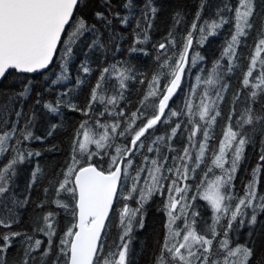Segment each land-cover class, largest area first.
Returning a JSON list of instances; mask_svg holds the SVG:
<instances>
[{"label": "trees", "instance_id": "1", "mask_svg": "<svg viewBox=\"0 0 264 264\" xmlns=\"http://www.w3.org/2000/svg\"><path fill=\"white\" fill-rule=\"evenodd\" d=\"M87 3L88 7L83 8L82 11L76 12L75 15L83 16L88 24L96 25L100 30L101 40L104 46L103 48L92 47L91 41L93 34L88 32L84 33L73 45V55L69 59L67 65L69 68L68 75L71 78L70 84L73 89H71L68 96L63 98L64 103L62 104V112H60L59 108L58 113L54 115L58 116L59 119H47V124L44 123L45 119H34V126L31 127L33 138L28 140L24 139L22 133L25 131V124L29 120L31 111L35 105L37 93H43L44 100L55 101L61 93L67 92L60 90L61 87L63 88L66 85L60 84V82H64V80H60L58 82L59 84L57 83L53 88H49V84L57 79L61 71L60 66L62 63L61 55L63 52V44L60 46L54 66L46 73L32 76L18 74L12 71V74L0 84V93H2L0 94V106L8 103V95H15V93L22 91L25 87L30 88V97L28 99L18 97L16 102L11 104L8 108L0 107V132H12L13 124L16 125L14 133L7 141V151H5L0 158V171L15 158L16 151H14V149H18L19 152L22 153L24 151L23 154L25 155V160H27V164L24 163L20 165L23 166L20 167V170L24 169V171L20 172L16 177L15 183L17 187L10 188V191H14L15 194L9 191L5 197L0 198L1 209H3L0 218L6 220V218L9 217L10 220L15 219L17 221L13 223L10 228L0 227V236L9 231L22 233L21 236L16 237L12 241V246L7 250V253L0 255V259L5 260L6 264H22L24 248L27 246L26 236L23 234L26 233L28 236H32L34 225L39 224V226H43V220L41 219L43 215L49 212L56 214L54 218V227L57 232V226L61 225V220H65L64 227L66 229L68 228L66 224L69 222H71V224L76 222L70 212H66L65 209L57 207L53 201L57 198H64V201L66 200V193H62L60 197H55V188L58 186V182L63 180V172L66 171L67 165L69 164L68 161L71 163L73 154L72 143L79 125L87 121L88 128L93 130V133L96 134L104 131L103 128L96 127V121L98 119L102 124L109 125L119 119L120 127L117 129V133L124 131L129 117L140 108V102L148 93L149 83L152 80L153 73L156 74L158 71L167 73L168 69L160 68V65L165 61H170L173 64L179 62V56L183 51L184 43L189 32L192 33L193 40L189 65L183 76L180 88L177 89L176 93L169 101V109L176 111L177 115L171 116L167 109L166 116L168 121L164 122L165 118H162V122L158 124L156 128L149 130L145 137L141 138L144 144L143 147H136L137 149L131 152L130 155L127 153L125 154L123 167L128 164V160L132 161V165L128 167L129 183L125 185V188H123L120 193H122L123 196L131 195L128 199H123L120 195L118 196L111 221L109 222L108 229L103 239L105 253L109 250L114 251L115 245L120 243L119 237L122 235L120 213L124 206H128L132 209H140L133 221L129 252L130 264H157V259L161 255V248L165 240L166 224L168 222L165 209L168 198L167 189L171 186L172 180L177 179L178 174L174 176V169L182 165L181 160H173L184 155V153H182L184 148L190 150L193 148V145L189 143V136L194 126L200 125V120L198 118L200 108L198 106L201 103V98L204 97L206 92L209 94L208 90H210V94L214 95L215 99H217V90L224 87L225 90L221 92L223 99H217L216 105L213 106L212 114L214 115L215 111L218 110L220 115L216 117V124H212L208 129L210 139L205 141L202 131L197 132L196 136L193 138L195 146H199L200 142H202L205 143L207 147L202 159L199 161V167L196 168L195 172L192 173L191 177L186 181V185L191 186V191L186 193L189 198L188 203L194 204V207L199 213L196 217L197 230L202 234L208 231V226L213 222L212 217L214 213L207 202L203 199H199L200 193L197 191V187L200 186L201 188V181H205L209 174V168L215 169L216 175L222 174L221 169L213 164L214 155L219 154V146L224 140V133L227 131L228 127L232 125L234 126V130H239L235 128L236 122L240 119V115L245 107L252 104V99L249 95L252 89L250 87L246 88L243 85V79L248 72L252 57L255 56L257 29L260 27V18L264 15V0H256L255 26L247 36L241 38V43L237 47L236 55L231 61L224 53L227 48V43L231 40V36L234 33V9L237 6L238 0H205L206 6L203 11H201L200 20H196V13L200 10L199 4L201 0H151L152 5L156 7L158 11L155 16H152L149 10L148 22H150L151 27L148 29V40L140 44H134L133 29L136 28L137 21H142L145 4L148 3V0H131L132 7L130 9L123 7V4L128 3V0H111L112 11L120 12L121 16H129V23L127 26H122L118 20L113 19L112 25L108 28L103 27L100 22L96 21L94 18L95 11H106V6H101L102 0H87ZM226 3L232 6L233 11H223L221 15L229 22L217 29L215 35H209L206 40H202L198 30L199 27L207 28L205 21H207L208 24H211L213 20L218 21L219 18L216 15L217 10ZM177 12L181 13L182 19L176 17ZM178 19L179 23L176 22ZM146 23L147 22L141 23V29L145 27ZM193 23L198 25L197 30L192 29L191 25ZM137 31H140V29ZM169 33H171V37ZM66 39L67 37L65 35L63 41ZM169 40L174 41V43H169ZM160 43L166 45L165 49H158ZM132 47L141 49V51L132 52L130 51ZM199 52L200 56L193 65L191 62L192 58L196 57V54ZM157 56H159V59H157ZM260 59H264V52H261L260 57H257L258 63L253 72V76L249 78L250 81H252L250 83L257 82V78L261 71L259 65ZM82 62H85L87 66L92 69L90 74L83 73L80 68ZM113 66H116L118 70L128 69V75L133 77L125 82L127 88L124 90V98L118 102V105L114 109L115 113L123 110L124 115L116 117L114 114L110 115L106 112L104 114L105 117L104 115L99 116V112L103 110L100 106H103L94 104L93 111L86 117L80 110L87 109L91 90L97 83L100 77L98 75H101L104 68H109L110 72L105 76L103 93L107 91L106 95L111 96L119 90V81L116 79L118 73L112 71ZM229 68H231V70H229ZM213 76L218 78L219 82L215 85L206 84L205 80ZM168 79H170V76L163 75L161 77L159 84L161 92H163ZM77 80H81L82 83L77 85ZM141 81H143V83H141ZM238 86L242 87L239 88ZM237 96H239V99H236ZM241 98L246 101H241ZM186 100L192 105L191 113H189L188 108L185 106ZM241 102H244V104ZM120 103L122 105H120ZM95 105L97 107H95ZM40 107L41 106H39V108ZM72 107H75L77 110L72 111ZM252 107L257 116L264 115V94L258 96L257 101L252 104ZM21 108L23 109V115L17 122L15 112L20 111ZM35 108L37 114L38 105H35ZM109 108L112 109V106H109ZM150 112L151 109H149V113ZM230 116L231 120H229ZM190 120L192 121L191 123L189 122ZM201 122L204 124L203 121ZM140 123L141 119H137L136 124L139 125ZM52 124L57 125V128L53 134L49 136L47 135V131ZM177 124H179L180 127L177 129L174 145H169L166 142L164 146L168 148V153L166 152V154L157 157L155 149H162V147L157 143H153V141L161 136L165 137V139H171L172 129L175 128ZM253 127L257 129L255 133H253ZM261 127H264V122H258L254 126H245L243 128V132L247 133L252 138V142L245 146L243 159L235 173V180L232 182L233 186L230 189V192L238 198L245 195V186L251 180L253 169L258 165H261V173L257 177L256 193L258 198L264 196V161L260 160L262 137L258 131ZM207 128L208 126H205L204 130H207ZM113 135L114 139L111 142L112 146L107 149L108 155L94 156L95 158L92 157V162H97L100 165L103 164L102 166L105 170L109 167V165H107L109 164V156L116 154L114 147L126 145L130 149L131 139L133 138L127 134L125 136ZM35 137H40L41 139H36ZM96 138H98V135ZM139 143L140 142H138V145ZM32 145H36L38 149ZM148 147L153 148L151 153L148 151ZM26 148L32 153L39 152L40 155L28 157L27 153L29 150ZM93 150H95V147H93ZM171 154L173 155L170 156ZM145 157H147V160H145ZM164 157L167 158L166 161ZM153 159L158 160L159 164L162 165V175L167 177V179L161 182L164 189L163 194H154L148 204L143 208L138 203L140 199L139 190L144 187L143 180L148 176V169L154 167L151 164ZM226 160L228 163H225L224 166L228 168L231 161V151H228ZM30 161L32 162L31 166H29ZM189 165H191V163ZM168 167L172 169V172L167 171V169H169ZM37 168L40 169V172L37 173V177L34 181L33 175L31 178L30 175L36 172ZM139 168H143L144 171L140 173V179L139 182H137V191L132 192L130 184H133V182L130 183V181L132 177L137 175V170ZM49 181L53 183L50 185ZM21 187L24 189V194L16 195L20 193ZM45 188L49 189L47 197H45ZM193 196L197 197L195 201L191 199ZM10 198L15 202V206L17 207L15 215L12 209L7 212V205L8 201L10 202ZM41 202H43V207H38ZM227 203H230L234 208L238 203V199H233ZM253 203L257 204L260 203V201L257 199L253 201ZM18 205L20 209L22 207V210L25 205V210H20L19 212ZM72 205H74L73 201ZM244 211L247 215L244 217H237V220L233 222L232 229L228 231L227 237H225L224 232L227 230L230 213L220 221L219 225H217V235L213 239L211 260H219L222 262L227 254V250L221 248L220 242L227 239L230 248H235L238 245H246L253 250L252 257L248 261V264H264V228L260 226V222H264V212L257 214L258 224L251 225L249 221L252 209L247 208L244 209ZM19 213L21 217H18ZM204 219L208 220L203 223ZM241 219L244 220L243 225L240 224ZM140 222L143 223V227H140ZM179 225H184L183 218L180 219ZM56 237L57 234L52 238L53 247L51 256L47 258L46 264H52L53 259L57 256L58 249L56 246L59 245V242L58 244L54 243ZM209 238H212L210 234ZM47 241L48 237L46 236L43 240V247L41 246L40 250L32 253V257H35V259L30 258L29 264H41V252L46 248ZM2 243L3 240L0 239V244ZM164 255L167 259V253ZM62 260L63 259H61V261ZM168 264H172L171 260H168Z\"/></svg>", "mask_w": 264, "mask_h": 264}, {"label": "snow or ice", "instance_id": "2", "mask_svg": "<svg viewBox=\"0 0 264 264\" xmlns=\"http://www.w3.org/2000/svg\"><path fill=\"white\" fill-rule=\"evenodd\" d=\"M102 7L106 6V11H95L94 18L100 24L108 28L112 25L113 19L118 20L122 26H127L129 23V16H121L120 12L112 11L111 0H102ZM205 0H201L199 4V11L196 13V20L201 19V11L205 8ZM87 0H0V80L6 79L12 73L10 70H14L17 73H37L41 70L47 69L53 62V57L56 55L58 45L63 44V52L61 55V71L56 80L49 84V88H53L60 80L68 79V62L73 55V45L77 40L84 35V33H92L91 46L94 48H103V42L101 40L100 30L95 24H88L83 16L74 15L78 11H82L83 8H87ZM124 8L130 9L132 7L131 0L128 3L123 4ZM256 0H238L237 6L234 9L235 23L234 33L231 36V40L227 43L224 55L229 57V60L236 55L238 45L241 43V38L249 34L254 28V19L256 13ZM149 10L152 16H155L158 9L154 7L151 0L145 4V10L143 12L142 21H137L136 28L133 29L134 44H140L148 40V29L151 27L148 22ZM233 11V8L229 4H224L217 10V20H213L211 24L205 27H199L201 39L206 40L209 35H215L216 30L222 27L229 21L225 19L221 12ZM107 12V14H106ZM176 17L182 19L180 12L176 13ZM260 27L257 29V43L255 45V56L251 59L248 72L243 79V85L252 90L249 95L252 99V104L257 101L258 96L264 94V59L259 60L261 71L257 78V82L250 83V79L253 76V72L257 66V57H260L261 52H264V15L260 18ZM147 22L145 27L141 29V23ZM179 23V19L176 21ZM193 30H197L198 25L193 23L191 25ZM140 29V31H137ZM62 35H66L67 39L62 41ZM171 37V33H169ZM169 43L174 41L169 40ZM192 44V33L189 32L184 43L183 51L180 53L179 62L171 63L165 61L160 65L161 69H168L167 73L158 72L153 75L151 82L149 83V91L140 102V108L131 114L125 129L122 132L117 133V129L120 127L119 119H117L111 125L102 124L100 120L96 121L97 128H103L102 133H93V130L88 128L87 121L82 122L77 129L76 136L72 143V157L71 163L67 165L66 171L63 172V180L58 182V187L55 188L56 197H60L62 193H66L74 205L56 199L53 201L57 207L65 209L66 212H70L73 219L76 221L72 223L70 227L64 233V236L60 238L59 245H57V256L53 259L52 264H130L129 252L131 233L133 229V219L140 209H130L128 206H124L120 213V224L122 226V235L119 237L120 243L115 245V250H109L107 253L104 251V244L102 240V232L105 229V221L108 219L109 212L113 208L114 200L118 197V194L123 199L130 198L129 196H123L118 192L122 179L129 178V173L126 169L121 168V163L125 158V154H131L132 149H129L126 145H119L115 147V155L109 156V167L105 170L104 167L98 163L92 162V157L108 155L107 149L112 146V140L114 135L132 136L131 145L132 148L143 147L142 137H145L146 133L150 129H153L158 123L167 122L166 109L169 110L171 116H176L177 112L169 109V101L180 88L182 77L185 71V63L188 59V49ZM166 45L160 43L158 49H165ZM132 52L141 51L136 47L130 49ZM199 58V53L196 57L192 58V64L196 63ZM159 59V56H157ZM81 70L85 74H90L91 69L85 62L80 65ZM231 70V68H229ZM113 72H117L116 79L119 81V90L113 95L107 96L103 94V87L106 74H109L110 69L104 68L97 83L93 87L90 93V99L87 104V109H81L83 115L87 116L93 110V105L98 104L103 106V110L99 112V116H103L106 112L110 115L120 117L124 115V111L120 110L118 113L114 112L118 102L124 98V90H126V81L132 79L128 75V69L118 70L116 66L112 68ZM163 75L170 76L167 83L164 86L163 92L160 91L159 84ZM219 82L215 76L209 77L205 80L208 85H215ZM82 83L81 80H77V85ZM143 83V81H141ZM224 87H221L216 92V97L222 100L221 92L224 91ZM2 94V93H0ZM67 95V92L61 93L55 101L45 102L43 93H37L35 105L41 106L47 110L50 114L55 115L59 111V107L64 103L63 97ZM28 99L30 97V88L25 87L22 91L15 93V95H8V103L0 107L8 108L11 104L16 102L17 98ZM155 98V99H151ZM206 99H210L211 103H205ZM217 99H211L206 92L204 97L201 98V103L198 106L199 120L204 122V125H195L189 136V143L195 146L193 138L198 131L203 132V138L205 141L210 139L209 132L203 130L205 126L210 127L215 123L216 117L220 115L217 110L213 115V106L216 105ZM239 99V96L236 97ZM252 104L245 107L240 115V119L237 120L234 130V126L230 125L227 131L224 133V140L220 143L219 154L214 155L213 164L221 169V175H217L214 180L201 181V185H206L201 191L200 186L197 187V191L200 193L199 199L205 200L211 207L214 215L212 217V224L208 226L206 233H201L196 228V217L199 213L195 210L192 204L188 203V197L186 193L191 191L190 185L180 187L177 184V180H188L196 168L199 167V161L202 159L207 145L205 143L199 144V153L193 159L190 155L189 149L184 148L182 157L179 159L182 161V165L175 169L177 179L172 180V184L167 189L168 198L165 204L166 214L168 216V222L166 224V236L161 248V255L157 259V264H168V260H171L172 264H248V261L252 257L253 250L246 245H238L235 248H230L227 239L220 242L221 248L227 250L226 256L222 262L219 260H211L213 239L217 235V225L220 221L228 216L230 217L227 223V230L224 232L227 237L228 231L232 229L233 222L237 220V217H244L247 213L244 209L251 208L252 213L249 223L251 225H257V214L264 212V196L257 197L256 186L257 177L261 173V165H258L252 171L251 180L245 186V195L243 197H237L230 192L232 188V182L235 180V173L237 172L240 162L243 159V153L245 146L252 142V138L243 132L245 126H254L258 122H264V115L257 116L254 113ZM35 105L31 111L29 120L25 124V131L22 133L24 139H32L33 133L31 127L34 126V118L36 116ZM112 106V109L109 108ZM185 106L188 108L189 113L192 111V105L189 101H185ZM149 109L151 112L149 113ZM75 107H72V111H76ZM17 122L23 115V109L16 111ZM141 119L139 125L136 124V120ZM231 120V116L229 117ZM192 122L191 120L189 121ZM16 125L13 124L12 132H5L0 134V155H3L7 151V141L14 133ZM179 124L172 129L171 136L176 135ZM57 125L52 124L47 135H52L56 130ZM257 129L253 127V133ZM259 133L261 139V155L260 160L264 161V127H261ZM98 135V138H96ZM82 137V139L80 138ZM40 139V137H35ZM171 138V137H169ZM164 137H157L153 143L163 141ZM138 142L139 145H138ZM94 145L95 150H92L89 146ZM18 153L16 158H13L10 163L0 171V198L6 196L9 192L8 180L6 174L9 170L13 169V165L18 162H23L25 155L20 153L18 149H14ZM148 151L152 152L153 148L148 147ZM159 154V149L156 150ZM228 151H231L230 166L225 168V163H228L226 156ZM40 155L39 152H28L27 156ZM166 161V157H164ZM147 160V157H145ZM192 161L189 165L188 161ZM128 167H131L132 162L128 160ZM151 164L153 168L148 169V177L144 181V187L139 190L140 199L138 203L143 207L152 195L156 193L163 194L162 180L167 177L162 175V165L158 160L153 159ZM143 168L137 170V175L132 177L133 187L132 192H136V183L139 182L140 173L143 172ZM168 172H172V169H167ZM212 171L211 168L208 169ZM40 169L37 168L33 173V179L35 181L37 173ZM14 174V171H13ZM50 185L53 183L49 181ZM71 185V186H70ZM223 190V191H222ZM45 197H47L48 188H45ZM179 197V199L177 198ZM193 201L197 197H191ZM238 199V203L233 208L228 201ZM259 199L260 203L254 204L253 201ZM181 201L184 203L181 204ZM179 205V208H178ZM38 207H43L41 202ZM179 211L180 215H176ZM55 215L52 212L43 215V227L37 224L36 230L44 233L48 237L47 246L41 252V264H46L47 258L51 256L53 247V237L56 235V229L54 227ZM183 218L184 227H175V222L178 219ZM15 219L10 222L3 218H0V227L10 228L13 223H16ZM240 224H244V220H240ZM261 228H264V222H260ZM140 227H143V223L140 222ZM209 234L212 238H209ZM19 232H8L0 236L3 243L0 244V255L6 254L7 250L12 246V241L21 236ZM27 246L24 248V258L22 264H29V259H35L32 257V253L41 249L43 241L28 236L26 233ZM251 235V233H250ZM167 253V259L165 258ZM61 258L63 260L61 261ZM0 264H6L5 260L0 259Z\"/></svg>", "mask_w": 264, "mask_h": 264}, {"label": "rangeland", "instance_id": "3", "mask_svg": "<svg viewBox=\"0 0 264 264\" xmlns=\"http://www.w3.org/2000/svg\"><path fill=\"white\" fill-rule=\"evenodd\" d=\"M68 68V67H67ZM186 70H187V67H186V69H185V71H184V75H185V73H186ZM68 73H69V68H68ZM68 73H67V75H68ZM183 75V76H184ZM182 79H183V77H182ZM71 80V78H70V76L68 75V79H66V80H64V82H60V84H66L63 88L61 87L60 88V90L61 91H67V95L66 96H68L69 95V93L71 92V89H73V87L71 86V84H70V81ZM62 81V80H61ZM181 83H182V81H181ZM59 84V83H58ZM68 84V85H67ZM56 85V84H55ZM208 92H209V97L211 98V99H215V96L214 95H212V94H210V90H208ZM103 94H107V92H105V93H103ZM66 96H64V97H66ZM63 97V98H64ZM45 102H52V100L51 101H48V100H44ZM205 103H211V100L210 99H206L205 100ZM100 106V105H99ZM216 107V106H215ZM60 112H62V108H63V106L61 105L60 107ZM100 108L101 109H103V107H101L100 106ZM167 110V109H166ZM38 113L36 114V116H35V118L34 119H45V122L44 123H48V120L47 119H59V117L58 116H54V115H52V114H50L47 110H45V109H43L42 107H40L39 108V105H38V111H37ZM199 115V114H198ZM199 118V117H198ZM168 121V120H167ZM216 122H217V119H216V121H215V123H214V125L216 124ZM158 124H160V123H158ZM158 124L154 127V128H156L157 126H158ZM200 125H204L201 121H200ZM153 128V129H154ZM208 129H209V127L207 128V131H208ZM151 130V129H150ZM204 130V129H203ZM199 132V131H198ZM0 134H3V133H1L0 132ZM42 136V135H41ZM166 138H168V137H166ZM82 139V138H81ZM174 139H175V136L174 137H172L171 139H165V137H164V140L163 141H160V142H157V144H159L161 147H162V149H159V154L157 153V151H156V149H155V154H156V156L157 157H159V156H162V155H164V154H166V152L168 151V148H166L164 145L166 144V142L169 144V145H174ZM200 143H202V142H200ZM195 144V143H194ZM92 150H93V147H95L94 145H90L89 146ZM164 147H165V149H164ZM130 149H132V151L131 152H134V150L135 149H137V148H132V145H130ZM189 152H190V155L193 157V159H195V157L198 155V153H199V146H193V148H191V150L189 149ZM20 153H22V152H20ZM23 153H24V151H23ZM17 155H18V153L16 152V154H15V158L17 157ZM1 156L2 155H0V158H1ZM167 156V155H166ZM178 159L179 158H177V159H175V160H173V161H178ZM180 160V159H179ZM24 163H26L27 164V160H23V162H18L17 164H15V165H13V169L12 170H9V172L6 174V178H7V180H9V178H10V180L11 179H13L14 177H15V175H16V177L18 176V174L20 173V172H22V171H24V169H22V170H20V167H23V166H20L21 164H24ZM31 161L29 162V166H31ZM188 163L190 164H192V161L190 160V161H188ZM124 169H126L127 170V172H128V170H129V168H128V164L127 165H125L124 166ZM13 171H14V173L15 174H13ZM16 171H18V173L16 172ZM30 171H31V169H30ZM32 173V172H31ZM220 173V172H219ZM175 174L177 175V173H176V171H175V169H174V176H175ZM12 175V176H11ZM32 175H33V173L31 174V176L30 177H32ZM217 175H216V173H215V169H212V171L211 172H209V174H208V176L206 177V179H205V181H211V180H214L215 179V177H216ZM15 177V178H16ZM14 178V179H15ZM12 180V181H8L9 183H8V186L10 187V188H16L17 186H16V180ZM146 179H149V182H150V178L147 176L143 181H145ZM19 181H22V180H19ZM186 181L187 180H184V179H182L181 178V180H177V184L180 186V187H184L185 185H186ZM131 182H133V179H131V181H130V183ZM162 182V181H161ZM127 183H129V178L128 179H126V180H122V183H121V187H120V192H122V190H123V188H125V185L127 184ZM206 185H202L201 186V191H203V188L205 187ZM58 187V186H57ZM131 187H133V184H130V188ZM137 187H138V184L136 183V189H137ZM20 189V188H19ZM223 191V190H222ZM26 194V193H25ZM153 196V195H152ZM151 196V197H152ZM10 197H12V196H10ZM56 197V196H55ZM151 197L146 201V202H144V204H143V208L148 204V202L151 200ZM178 199H179V197H177ZM58 199V198H57ZM66 200H65V202H67V203H69L70 205H72V200H71V198L67 195L66 196V198H65ZM61 200H63L64 201V198L62 199L61 198ZM205 201V200H204ZM206 202V201H205ZM183 202L181 201V204H182ZM193 205V207H194V204H192ZM210 206V205H209ZM15 202L10 198V202L8 201V205H7V210L8 211H11V209L14 211L15 210ZM130 208V207H129ZM178 208H179V205H178ZM195 208V207H194ZM130 209H132V208H130ZM23 210H25V205H24V207H23ZM22 210V211H23ZM195 210L197 211V209L195 208ZM2 212H3V209H1V206H0V216H1V214H2ZM137 215V214H136ZM176 215H180V213H179V211H177L176 212ZM18 217H21V214L18 216ZM136 217V216H135ZM6 220H8L9 222L11 221L10 220V218L9 217H7L6 218ZM208 219H204L203 220V223H205L206 221H207ZM65 220L63 219V220H61V222H60V226L58 225L57 226V230H58V232L56 231V234H57V237H56V239H55V244H58V242H59V239H60V237H62L61 235H63L64 236V233H65V231L67 230L65 227H64V222ZM133 221H134V219H133ZM179 221H180V219H178V220H176V222H175V227H178V228H183L184 227V225L182 226H180L179 225ZM70 225H71V222H69L68 224H66V226L67 227H70ZM196 226H197V224H196ZM36 227H37V225H34L33 226V235H32V237H33V240H35V239H40L41 241H43L44 240V237H46V235H44V233H42V232H39V231H37L36 230ZM40 227H43V226H40ZM197 228V227H196ZM10 232V231H9ZM11 232H15V231H11ZM109 232V231H108ZM44 243V242H43ZM43 243H42V247H43ZM61 259H63V258H61Z\"/></svg>", "mask_w": 264, "mask_h": 264}, {"label": "water", "instance_id": "4", "mask_svg": "<svg viewBox=\"0 0 264 264\" xmlns=\"http://www.w3.org/2000/svg\"><path fill=\"white\" fill-rule=\"evenodd\" d=\"M74 15H75V13H74ZM64 36H65V35H62V41H63V39H64ZM60 46H61V45H58V50H57L56 55L53 57V62L49 65V67H48L47 69L41 70V71H39V72H37V73H18V74H24V75H32V76H34V75H38V74H42V73L47 72L49 69H51V68L53 67V65H54V63H55V61H56L57 54H58V51H59V49H60ZM192 47H193V40H192L191 47L188 49V59H187V62L185 63V69H186V67H187V65H188V61H189V57H190V54H191ZM10 71L12 72V71H14V70H10ZM3 80H4V79H3ZM3 80H0V84H1V82H2ZM120 166H121V168L123 169V162L121 163ZM119 190H120V186H119L118 192H119ZM116 201H117V198L114 200L113 208H112V210L109 212L108 219H106V221H105V229H104L103 232H102V238H103V236H104V233H105V230H106V227H107L108 221H109V219H110V217H111V215H112V213H113V210H114V207H115Z\"/></svg>", "mask_w": 264, "mask_h": 264}, {"label": "bare ground", "instance_id": "5", "mask_svg": "<svg viewBox=\"0 0 264 264\" xmlns=\"http://www.w3.org/2000/svg\"><path fill=\"white\" fill-rule=\"evenodd\" d=\"M174 40V39H173ZM195 41V40H194ZM196 45V44H195ZM149 47V46H148ZM199 56H200V52H199ZM171 57V56H170ZM190 58V57H189ZM123 60V59H122ZM168 60V59H167ZM107 68V67H106ZM92 70V69H91ZM153 70V69H152ZM159 72V71H158ZM148 73V72H147ZM152 73V72H151ZM153 74H155V73H153ZM257 74V73H256ZM152 75V74H151ZM225 75V74H224ZM98 76H100V75H98ZM97 76V77H98ZM256 76V75H255ZM254 76V77H255ZM226 79V78H225ZM243 79V78H242ZM242 79H241V81H242ZM252 80V79H251ZM240 82V81H239ZM250 82H252V81H250ZM238 85V84H237ZM239 87V86H238ZM240 87H242V86H240ZM239 87V88H240ZM230 89V88H229ZM244 89H246V88H244ZM137 90V89H136ZM249 90V89H248ZM106 91V90H105ZM107 92V91H106ZM112 92V91H111ZM238 92V91H237ZM247 92V91H246ZM239 93V92H238ZM247 93H249V92H247ZM133 94H135V93H133ZM229 94V93H228ZM227 94V95H228ZM246 94V93H245ZM140 96V95H139ZM246 96V95H245ZM241 97V96H240ZM126 99V98H125ZM136 99H138V98H136ZM242 99V98H241ZM129 101V100H128ZM240 101V100H239ZM241 101H246V100H241ZM125 102H126V100H125ZM130 102V101H129ZM238 102V101H237ZM244 102H241V103H243L244 104ZM238 103H240V102H238ZM120 105H122L121 103H120ZM237 105V104H236ZM240 105V104H239ZM242 105V104H241ZM95 107H97L96 105H95ZM122 107H124V106H122ZM182 107V106H181ZM237 108H238V106H237ZM242 108V107H241ZM241 110V109H240ZM93 111V110H92ZM102 111V110H101ZM118 111V110H117ZM129 111V110H128ZM126 113V112H125ZM128 113V112H127ZM94 114V113H93ZM87 117V116H86ZM96 117V116H95ZM95 117H93V118H95ZM104 117H105V115H104ZM233 117V116H232ZM92 119V118H91ZM122 119V118H121ZM194 119H195V117H194ZM234 119V118H233ZM99 120V119H98ZM105 120V119H104ZM110 120V119H109ZM123 124H124V122H123ZM93 126V125H92ZM122 127V126H121ZM120 131V130H119ZM19 132V131H18ZM177 132V131H176ZM23 137V136H22ZM41 139V138H40ZM121 139V138H120ZM43 140V139H42ZM40 142V141H39ZM39 142H38V144H39ZM43 143V142H42ZM26 144V143H25ZM32 144V143H31ZM33 144H35V143H33ZM38 144H36V145H38ZM182 144V143H181ZM23 145V144H22ZM36 145H32V146H35L36 147ZM117 145H118V143H117ZM24 146V145H23ZM39 146H40V144H39ZM183 147H184V145H183ZM37 148V147H36ZM115 148V147H114ZM27 149V148H26ZM30 149H31V147H30ZM34 149V148H33ZM38 149V148H37ZM27 150H29V149H27ZM114 150V149H113ZM176 150H178V149H176ZM30 151V150H29ZM37 151V150H36ZM35 151V152H36ZM171 152V151H170ZM169 152V153H170ZM176 152V151H175ZM182 152V151H181ZM113 153V152H112ZM140 153V152H139ZM151 153V152H150ZM167 153H168V151H167ZM173 153V152H172ZM177 153V152H176ZM183 153V152H182ZM114 154V153H113ZM154 154V153H153ZM178 154V153H177ZM110 155V154H109ZM146 155V154H145ZM150 155V154H149ZM173 154H171L170 156H172ZM179 155H180V153H179ZM142 156V155H141ZM154 156V155H153ZM180 157V156H179ZM182 157V156H181ZM35 158V157H34ZM38 158V157H37ZM95 158V157H94ZM97 158V157H96ZM134 158V157H133ZM36 159V158H35ZM100 159V158H99ZM102 159V158H101ZM95 160V159H94ZM105 160H107V159H105ZM179 160V159H178ZM69 163H70V161H68ZM132 162V161H131ZM168 162H169V160H168ZM171 162H172V160H171ZM97 163V162H96ZM104 163V162H103ZM140 163V162H139ZM166 163V162H165ZM107 164V163H106ZM103 165V164H102ZM107 165H109V164H107ZM106 165V166H107ZM164 166V165H163ZM170 166V165H169ZM174 166V165H173ZM133 168V167H132ZM167 168V167H166ZM169 168V167H168ZM17 173H18V171H16ZM23 172V171H22ZM31 172V171H30ZM29 172V173H30ZM15 174V173H14ZM17 175V174H16ZM16 175H15V177H16ZM12 176V175H11ZM21 176V175H20ZM31 176V175H30ZM14 177V178H15ZM11 178V177H10ZM10 178H9V180H10ZM13 178V179H14ZM31 178V177H30ZM13 179H11L10 181H12ZM8 180V181H9ZM14 180H16V178L14 179ZM23 181V180H22ZM9 183V182H8ZM31 184V183H30ZM2 201V200H1ZM1 206V205H0ZM110 222V220L108 221V223Z\"/></svg>", "mask_w": 264, "mask_h": 264}, {"label": "flooded vegetation", "instance_id": "6", "mask_svg": "<svg viewBox=\"0 0 264 264\" xmlns=\"http://www.w3.org/2000/svg\"><path fill=\"white\" fill-rule=\"evenodd\" d=\"M8 188H9V191H10V187L8 186ZM16 191V190H15ZM12 194L14 193V191H10ZM15 194V193H14ZM23 195L24 194V189H22V187H21V189H20V193H18V194H16V195ZM116 206V205H115ZM114 209H115V207H114ZM20 210H22V207H21V209H20V207H19V205H18V211L20 212ZM7 212H9L8 210H7ZM16 212H17V207H15V210H14V215L16 214ZM113 212H114V210H113ZM19 215H20V213H19ZM112 215H113V213H112ZM112 215H111V218H112ZM111 218H110V221H111ZM108 225H109V223H108ZM108 229V228H107ZM107 231V230H106Z\"/></svg>", "mask_w": 264, "mask_h": 264}]
</instances>
